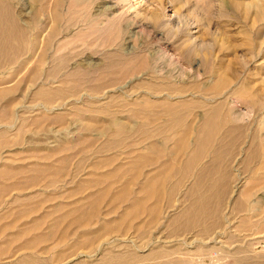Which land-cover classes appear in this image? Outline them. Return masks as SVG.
I'll return each mask as SVG.
<instances>
[{
	"label": "rangeland",
	"instance_id": "374dc122",
	"mask_svg": "<svg viewBox=\"0 0 264 264\" xmlns=\"http://www.w3.org/2000/svg\"><path fill=\"white\" fill-rule=\"evenodd\" d=\"M1 5L26 40L19 57L0 56V88L15 87L0 94V264H27L24 258L57 264L76 253L81 255L74 264L105 263L102 254L109 260L115 254L144 257L127 264H264V209H253L264 204V0H0ZM162 100L184 102L181 115L192 127L210 107L223 132L235 128L217 161L230 184L246 181V209L232 206L234 197L226 196L218 209H207L206 232L181 228L183 220L173 218L179 217L183 195L178 199L179 191H171L189 179L185 191L194 176L182 182L174 176L171 186L167 175L164 194L153 199L159 207L163 198L171 201L163 212L155 209L153 221L144 211L118 234L94 237L100 225L120 216L122 208L112 212L111 197L86 204L83 210L94 214L84 224L78 216L72 222L66 211L108 183L130 185L128 201L141 200L147 174L169 162L167 152L183 135L182 128L170 126V114L153 107ZM145 125L157 131L149 139ZM188 136L191 142L194 133ZM151 142L162 143L164 155L144 164ZM188 144L184 154L192 152ZM210 155L204 150L201 162ZM113 172L115 182L105 178ZM29 224L37 229L15 238ZM45 233L49 238H34ZM92 238L94 247L102 244L97 254L88 250Z\"/></svg>",
	"mask_w": 264,
	"mask_h": 264
},
{
	"label": "bare ground",
	"instance_id": "6f19581e",
	"mask_svg": "<svg viewBox=\"0 0 264 264\" xmlns=\"http://www.w3.org/2000/svg\"><path fill=\"white\" fill-rule=\"evenodd\" d=\"M99 13L101 14V12H99ZM24 40H26V39L23 37V35L21 33V29H19L17 24L15 23V21L13 19H11V13H10L9 8L6 5H1L0 6V56L1 55H4V56L8 55L10 57V56H14L15 55V56L19 57V53L21 52V46L24 45V42H25ZM35 44H36V42L32 43L33 46H35ZM146 62H148V61H146ZM95 64H93V66H96ZM35 69H36V67H34V70ZM145 70H147V69H145ZM146 72L148 73V70ZM222 80H223V78H222ZM237 83H238V81H237ZM8 86H10V85H8ZM14 89H15L14 85L12 87H7L6 89L5 88H0V94L8 92V91H11V90L13 91ZM163 94H165V93H163ZM163 94H161V95H163ZM168 98H170V97H168ZM160 102L156 103L155 105H153V103H151V105H153V107L154 106L160 107L163 110V113L170 114L171 115L170 126L172 128H174V127L182 128L181 130L183 131V135L180 138H178V140L176 142L177 146H175V145H173V147L171 146V149L167 152V154L169 155V159H168L169 162L167 164H165L166 166L163 165L162 167L157 168V170L154 169L155 171L149 172L147 174V177L145 178V180L142 183L141 188L139 190V192L142 194L141 200L137 196H136L135 199H133V197H134L133 196L132 197L133 200L131 199L130 201H128V199L130 198L129 195H130V192H131V186L130 185L122 184V186L119 187V186H113L111 183H108L103 188H101L97 193H95L93 195L92 194L89 195L90 200L88 202L83 203V202L79 201V203H77L76 206H74L70 210L66 211L67 212L66 213L67 216H73V218L71 220L72 222L76 219V216H78L77 220L78 221L82 220V222L84 224V223H86L87 220L90 219V217H92V215L94 214V211H92L91 209H89L90 211H88L87 209L83 210V207L86 206V204H89V203L91 204L93 202H94V206H96L97 205V204H95L96 201L99 202L101 199H105V198L111 197L110 205L114 206V209L112 210V212H114V211L116 212L117 209H121L122 208L120 216L119 217H114L112 220L106 221L105 223H103V225H100L99 226L100 228L96 231V234L94 235V237H97V238L100 239V237L103 238V237L111 235L113 233H117L118 234L119 231L123 230L125 225L130 224L131 221L137 219L138 216H140L141 214H144V211L147 214L149 213L150 215L151 214L153 215L151 217L148 214L147 215L148 217H147L146 220L147 221H153L155 219V216H154L155 209H157V211H158V209H160L158 203L157 202L154 203V199H155L156 196L162 197V195L164 194L165 178H166L167 175L179 176V178L181 179V180L180 179L179 180L181 182L186 177H189L192 174L194 176L193 181H191V183L185 187V191H184L185 193L183 194V199L184 200L177 207V208L180 209L178 212L176 211L177 212L176 214H179V217L178 218L177 217L173 218V219L183 220L180 223L178 221L179 227H181V228L183 226H193V227L197 226L201 232H206L207 229L209 228V225H211V224H209V225L205 224L208 221L207 220L208 215L211 214V212L210 211L208 212L207 209H218L219 204H221V202H224V199H225L226 196H227V199H230L231 197L232 198L234 197V204L232 206H235L237 209H246V205H245V202H244L245 201L244 197H245V193L246 194L249 193V191H247L248 188L246 187L247 186L246 181L238 180L236 183L230 184V179L225 177V174H224V172H222V169L218 168V165L220 163L217 161L218 152H220L223 147H225L226 145H228L231 142V140H232L231 133H232V131L235 128L230 127L229 129H227V132H225V131L223 132L222 131L223 129H221L219 123L215 120L216 110L213 109V108H210V107L206 108L207 115L202 118V120L198 123V126L195 127L194 126L195 124L192 123V125H193V127H192L191 125L185 124L183 116L181 115V113L183 112V110L185 109V106H186V104L184 102H178V103H175V104L174 103L163 102V100H162V102H163L162 104ZM147 106H149V105H147ZM43 110H44V108H43ZM81 114H79V115H81ZM199 118H201V117L200 116L198 117V121H199ZM4 123H6V122H4ZM117 123H119V122H117ZM1 124H3V123H1ZM14 125L15 124H13L12 126H14ZM154 128H157V127H154ZM155 132H157L155 129H151L149 127L147 128V126H146L145 135H146L147 139H149V136H152V134L155 133ZM187 133L189 135L194 133V138L192 139L191 142H190V138H189ZM260 135H258V138H259ZM7 143H8V141H7ZM188 143H190V145H191L192 152L190 154H186V153L184 154V150H186L185 147L189 145ZM161 144L162 143H152V142L147 144V146H146L147 149L144 150V155H143L144 158H142V159H144V164H151L153 161H155V160L157 161L158 157H160L161 155H164L163 154L164 150H163V147H162ZM203 149L205 151L209 150V152L212 153V156L210 155L211 157L209 159V162H207V163L206 162H201V160H200V157L202 156V152L204 151ZM3 150H5V149L3 148ZM228 150H229V148H228ZM257 151H260V148ZM258 153L261 155V152H258ZM253 154H256V153H253ZM251 156L252 155H249L248 157L244 156L243 157L244 161L250 159ZM246 163H247V161H246ZM48 169H50V168H48ZM25 173H27V172H25ZM136 173L137 172H135V174ZM116 176H117V173H114L113 175H110V176L105 177V178L106 179L107 178H113L112 181L115 182V181H117ZM133 178L136 179L135 177H133ZM33 179H35V178H32V180ZM106 179H104L105 182H106ZM130 179H132V178H130ZM253 179L254 178H251L250 182H252ZM137 181H139L138 178H137ZM167 186H169V185H167ZM2 191H3V189H2ZM158 200H160V199L158 198ZM159 203H160V201H159ZM259 204H261V203H259ZM170 206H171V204L169 205V207ZM227 206H228V204H227ZM173 207H176V206H173ZM262 207L264 209V204L262 206H260L258 204H255V206H253V209H257V211L258 210H263ZM170 209H173V208H170ZM262 217H264V216H262ZM260 221H258V222H260ZM175 225L173 224V226H175ZM33 229H37L36 224H34V225H30L29 224V225H27L26 229H23L24 231L22 230V233L21 234L19 233L20 235L17 234L15 236V238H17V239L20 238L22 236V234L25 236V235L29 234L31 231H33ZM117 236H119V235H117ZM34 238L36 240H38L40 238L46 239V238H49V236H48V234L45 233L42 236L40 235L39 237H37V238L34 237ZM86 238L87 237H85V239ZM102 238H101L100 241L103 240ZM118 239L121 240V238H118ZM34 240L33 241L31 240L32 244H36V242H34ZM96 242L97 241H95L94 238H92L89 241L88 250H91L90 252H92V254H94V253L97 254V253L100 252L99 250H101V248H99V245H102V244H99L98 246L94 247L95 246L94 244ZM108 243L109 242H105V243H103V245H108ZM32 244H30L29 246L30 247L33 246ZM132 245H133V243H132ZM4 250H2V248H0V252H3ZM125 251H128V250L126 249ZM170 251H171V249H170ZM102 252H104V249H102ZM128 253H129V251H128ZM23 254H25V253H23ZM80 255H81L80 253H76L75 255L73 254L72 256L70 255V257L65 258L63 261H60L57 264H74L75 260H78ZM102 255L104 256L103 257L104 260L106 259L105 263H102V264H127L130 261H135V262L136 261H144V257H142V255L127 254L126 256H122V255L115 254L114 256H110L111 257L110 260H109V255L108 254H102ZM18 260L21 261L22 257L19 256ZM23 261H26L27 264H39L37 261H34L31 258H24ZM171 263H173V262H171ZM130 264H132V263H130Z\"/></svg>",
	"mask_w": 264,
	"mask_h": 264
},
{
	"label": "crops",
	"instance_id": "0c3cea01",
	"mask_svg": "<svg viewBox=\"0 0 264 264\" xmlns=\"http://www.w3.org/2000/svg\"><path fill=\"white\" fill-rule=\"evenodd\" d=\"M206 157H203V159H205ZM175 180H177V177H174V176H172L171 178H170V181H169V185H171V186H173V184L175 183ZM189 180H186V181H183L182 182V186L180 187V188H177V189H173L172 191H171V193H172V195L174 194V195H176V193H174V191H176V192H178L179 191V195L177 196H175L176 198H178V199H180V197L183 195V192H184V184H186L187 182H188ZM177 199V200H178ZM169 202V201H171V199H168V198H163V200L162 201H160V207H161V209H162V212L164 211V207H166V202Z\"/></svg>",
	"mask_w": 264,
	"mask_h": 264
}]
</instances>
